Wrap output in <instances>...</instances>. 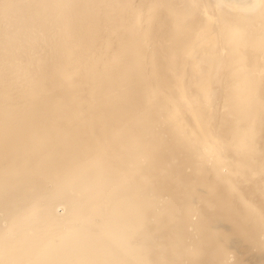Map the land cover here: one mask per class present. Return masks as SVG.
Masks as SVG:
<instances>
[{"label": "bare ground", "instance_id": "6f19581e", "mask_svg": "<svg viewBox=\"0 0 264 264\" xmlns=\"http://www.w3.org/2000/svg\"><path fill=\"white\" fill-rule=\"evenodd\" d=\"M0 264H264V0H0Z\"/></svg>", "mask_w": 264, "mask_h": 264}]
</instances>
